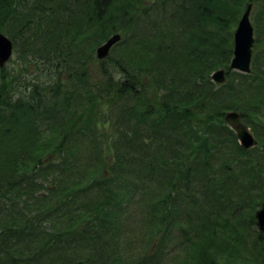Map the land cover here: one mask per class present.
Instances as JSON below:
<instances>
[{"label":"trees","instance_id":"trees-1","mask_svg":"<svg viewBox=\"0 0 264 264\" xmlns=\"http://www.w3.org/2000/svg\"><path fill=\"white\" fill-rule=\"evenodd\" d=\"M230 1L236 4L237 0H192L195 11L200 15L198 18L205 26V35L202 33L201 40L207 42L210 49L203 52L200 50L196 55L199 63L201 57L204 60L203 56L213 55L214 59L208 57L207 63L202 61V65L207 66L206 69L192 68L196 66L197 59H184L182 67L191 70L194 75L197 73L196 80H199L201 90L198 96L182 99L183 101H177L172 91L160 93V85L156 82L152 95L158 100L153 97L140 99L136 74L140 72L139 67L158 63V51L165 33L162 29L157 33H150L147 31L148 25L139 23L135 26L133 19L125 17L127 28H121L123 36L111 50L123 53L128 65L115 62L116 68L112 73L109 72L107 85L103 86L107 93L100 95L99 107L110 104L108 109L114 111L111 118H116L121 104H125L127 99L139 98L134 109H127L128 112L136 110L137 125L134 130L126 124L125 128L122 125V132L130 131L131 137L127 143L131 141L134 147L152 149L148 156L152 161H142V174L134 173L129 177L130 168L123 164L120 154L113 161L109 155H102L100 165L89 167L86 164V171H83V164L76 154V140L91 136L93 141L102 142L100 136H94L90 132L96 130L110 115L103 113L102 116L99 113L100 108L90 111L93 109L88 108V105L70 108L71 99L75 95L64 81L66 78L67 82L75 80L83 85V72L81 75L74 72L77 65H84L78 56L79 52L84 51L87 55L90 53L95 56L94 46L98 41L95 27L105 23L114 9L125 14L128 11V0H0V31L13 39L24 69L28 66L27 62L37 65L36 72L30 78L27 77L28 72H20L18 77L15 70L11 74L7 72V65L0 68V264H55L50 260L61 258L67 260L61 264H74L75 261L78 264H90L88 260L93 259L92 253L83 258L73 255L63 258L65 245L69 249L73 243L87 242L93 248L114 225L109 213L87 218L84 226L78 222L68 223L60 231L47 233L41 225L59 216L44 201H51L61 193H67L65 195L70 197L76 196L78 187L88 177L92 178L93 184L99 186L103 194L108 193L97 212L107 209L120 189L130 183L134 184L136 178L154 177L160 167L170 168L163 173V177L174 178L173 191H178V181L182 179L187 182L185 187L190 189L191 197L197 201L200 199L195 193L205 194L209 198V193L215 191L214 185L232 182L233 166L254 152L240 146L235 131L229 126L227 129L223 124L224 116L230 109H240L242 103L245 104L237 100L234 103L231 95L235 92L231 83H236L237 95L243 84L249 82L250 86L253 87L254 84L264 90V66H258L254 60L250 73H235L228 66L233 50L223 47L227 38L221 34L220 27L228 25L224 17L226 14H235V8L231 7ZM186 2L187 0H162L159 5L162 10L160 17L170 19L172 23L184 21L189 28L185 31L189 33L188 38L191 40V36L197 31L194 22L197 20L194 13L188 10ZM168 4L175 5V9H166ZM189 15L192 16L189 20L192 19L193 25L187 20ZM112 20L111 18L107 21L108 25L121 22L119 19L111 22ZM220 21L222 22L219 27L217 23ZM89 25L94 28V34L92 40L88 41L86 28ZM209 25H215V28H207ZM118 30L110 28L108 32L114 33ZM145 34L147 35L144 36ZM194 41L198 43L197 40ZM145 43L150 44L147 51H152L151 54L154 53L155 57L141 59L138 66L132 56L141 47H147ZM82 45H87L88 48L84 50ZM192 45L195 46L193 42ZM72 50L76 53L73 54ZM110 58H114L112 52L108 59ZM68 61L74 63V66L68 65ZM218 67L227 70L228 78L223 84L215 83L209 75ZM162 79L167 81L168 76L165 74ZM183 80L184 77L182 82ZM182 87H185L184 83ZM51 90L56 91L57 100L52 99L55 96L49 95ZM263 90L256 91L254 99L251 100L252 105L263 104L256 101L264 99ZM88 93L86 88L79 91L77 99L89 105L93 104V98L85 97ZM202 98L212 101L211 105L200 101ZM248 106L246 107L249 108ZM124 110L122 106V112ZM261 113L264 114V110ZM217 117L221 118L218 120ZM241 118L245 120L246 113H242ZM220 126L224 128H220L219 132ZM227 130L234 141L229 151L227 150L228 153L226 151L221 156L219 167H215L217 163H211L210 160L213 154L219 153V147L228 141L227 138L222 139L227 137ZM218 135L220 139H217ZM257 137L258 143L264 145V136ZM159 139L160 144H157L156 140ZM172 143L185 145L183 155L178 156L175 153L179 151ZM104 148L107 149L105 146ZM259 157L264 161V155ZM220 168L223 170L222 174ZM196 181L199 182L198 186L194 185ZM45 184L49 185L42 190ZM170 198L173 197L168 194L162 200L165 208ZM118 200L120 205L122 198ZM169 208H175L173 201ZM207 210L209 211L208 207ZM210 249L209 245L200 248L203 260L198 264H210ZM218 250L225 251V248ZM253 252L256 253V250ZM254 253L252 256L264 258V249Z\"/></svg>","mask_w":264,"mask_h":264},{"label":"rangeland","instance_id":"rangeland-1","mask_svg":"<svg viewBox=\"0 0 264 264\" xmlns=\"http://www.w3.org/2000/svg\"><path fill=\"white\" fill-rule=\"evenodd\" d=\"M161 1L128 0V6L126 7L128 11H125V14L114 9L107 18V21L112 18L111 22L118 21L117 19L121 22L108 25L106 21L95 27V33L98 35V41L94 46L95 56L93 57L90 53L87 55L84 51H80L78 54L84 65H77L78 68L74 72L78 75H81L83 72V85H79L75 80L67 82V79L64 78L65 84L67 83V86L73 91V95H75L74 99H71L70 108L74 109L75 106L88 105V108L93 109L90 111L100 108L99 113L101 115L103 113L110 115V118H107L104 123L96 127V130H91L90 132L94 136H100L102 142L99 140L93 141L91 136L76 140V154L79 157L78 160H81L83 164V171H86V164L89 167L95 164L100 165L101 162L99 160L102 155H109L113 161L115 156L120 154L119 157L123 159V164L130 168L129 177L133 176L134 173L142 174L144 168L142 161H152L151 158L148 159L152 149L147 150L141 147H134L131 141L127 143L128 138L131 137L130 131L122 132V125L125 128L126 124L131 130H134L136 127V110L128 112L127 109L129 107L134 109L139 98L138 100H134L133 98L127 99L125 104H121L116 118H111L114 111L112 112V110L108 109L110 104L99 107L101 102L100 95L107 93L103 86L107 85L110 76L109 72L112 73L113 69L116 68L114 66L115 62L120 61L124 65H128V63L123 53L120 52L119 54V52H113L112 50L114 58L108 59L109 56H107L104 59H99L96 49L115 33H120L123 36V33L120 31H122L121 28L123 26L127 28L126 16L133 19L132 23L135 26L139 25V23L148 25L147 31L150 33H157L161 29L165 33L163 44L158 51V63L141 66L139 67V74H136V79L138 80L137 92L140 93V99L155 98V95H152V90L156 87L154 86V82L161 86H158L160 93L174 92L177 101L191 99L199 95L201 87L199 80H196L198 77L197 73L194 75L191 70L183 68L182 64L185 58L197 59L196 66L192 68L206 69L207 66L202 65L204 64L202 61L206 62L208 57L214 59L213 55L203 56L204 60L201 57V63H199L198 56L196 55V53H200V50L202 52L210 50L208 43L201 40L202 33L205 35L204 23L198 18L200 15L195 11L192 0H187L186 5L188 10L194 13V18L198 22L197 24L194 20L195 27L197 28L195 30L197 31L191 36L190 40L188 38L189 33L186 32L189 28L184 21L172 23L170 19H161L162 10L161 6H159ZM249 2L253 3L250 18L254 26L256 40L253 49V61L255 55L256 64L264 66V0H237L236 4L234 1H230L231 7L235 8V14L231 15L227 12L228 14L224 17L228 25L220 27V23L222 22L220 21L217 23V26L220 27L221 34L227 38V42L223 47H229L233 50L234 32ZM165 8L171 11L175 9V5L168 4ZM191 17L189 15L187 20L193 25L192 19L189 20ZM110 28H118L119 30L111 33L108 32ZM207 28H215V25H209ZM86 29H88V41L92 40L94 28L89 25ZM6 35L9 36L8 34ZM192 37H195L194 39L198 43ZM192 42L195 46L192 45ZM88 43L90 44V42ZM145 45L147 47H141L140 50L136 51L135 56H132L138 66L141 59H149L150 56L152 58L155 57L153 56L154 53L151 54L152 51H147L148 47H151L150 44L145 43ZM82 48L86 50L88 46L82 45ZM72 53L75 54L76 51L72 50ZM27 64V68L24 69L23 61L14 48L13 55L7 63V72L11 74L12 70H15L18 77L21 73L28 72L27 77L30 78L36 72L37 65L30 62H27ZM67 64L74 66V63L69 61ZM229 64L230 61L228 66ZM220 68L223 67L214 69L209 75L211 76L213 72ZM234 72L237 73V71ZM165 74L168 76L167 81H163L162 79ZM235 76L233 75V77ZM171 77L174 79H170ZM183 77L185 80L182 82ZM183 83L185 87H182ZM249 83L243 84L238 95L236 83H231L233 91L236 93L231 95L234 103L237 100L241 103L243 101L246 104L242 103L240 109H230L228 112L237 111L240 114L246 113V118L245 120L242 118V121L255 137L254 145L247 148L252 149L254 154L251 152L247 158L242 159V162L238 161L233 166L231 171L234 176L231 183L214 185L215 191L209 193V198L205 194L200 195L195 193L200 199L197 201L191 197L192 193L190 189L185 187L187 182L185 183L182 179L178 181V191H173L172 181L174 178L163 177V173L170 168L160 167L156 170L154 177L134 179V184L130 183L114 195L116 199L107 209L97 212L108 193L103 194L99 186L93 184L92 178L88 177L82 186L78 187V193H75L76 196L70 197L65 195L67 193H61L51 201H44L45 205L50 206L52 211L59 214V216L43 222L41 224L45 227L43 229L47 233L50 231H60L65 229L69 225L68 223L73 222H78L81 226H84L86 225L87 218H93L97 215L104 216L106 213H109L112 217L114 225L112 228L110 227L111 229L107 233L102 235L99 242L93 248L87 242L73 243L69 249L66 244L63 258L70 255L76 258H83L92 253L93 259L88 260L90 264H110V262H114L112 264H198L199 262L202 263L203 260L199 252L200 248L209 245L211 247V257H208L210 264H264V258L252 256L254 250H256L254 254H257L261 249H264V232H261L254 224L256 213L264 204V161L259 157V155H264L262 154L264 152V145L258 143L257 137V135L264 136V114L259 111L254 112L251 108V100L254 99V94L256 91L263 90V88L260 89L258 86H254V84L252 87ZM85 88L89 92L85 97L88 99L93 98L94 103L91 105L77 99L79 97L78 92L84 91ZM49 95L51 97L55 96L56 91L51 90ZM52 99L57 100L58 96ZM200 101L205 102L209 106L212 103V101L205 98H202ZM256 101L264 104V99L262 98L261 100L256 99ZM247 105H249V108L246 107ZM122 106L125 109L123 112ZM227 113L224 116L225 123L223 124L227 129L229 127L233 129L238 141H240L236 130L227 121ZM215 114L217 115L218 112H215ZM220 118L217 117L218 120ZM73 120H76V118ZM127 120L128 122H126ZM221 126L219 127V132L220 128H224ZM226 134L227 137L224 136L222 139L227 138L228 141L219 147V153L217 155L213 154V158L210 160L211 163H217L215 167H219L221 156L233 144L234 138L232 134L228 130ZM217 139H220L219 135ZM156 142L160 144V139L156 140ZM172 146L178 148L179 153L175 151L178 156L183 155L186 148L185 145L172 143ZM220 173H223L222 168H220ZM47 185L49 184L43 185L42 190ZM194 185L198 186L199 182H194ZM186 189H189L187 192L189 195L185 196ZM168 194H171L173 198L169 199L167 208H165L162 200ZM120 198H122V202L119 205L118 199ZM172 201L175 208H169ZM207 207L210 212L207 210ZM62 211L64 212L61 213ZM208 237L209 239H207ZM222 247L225 248V251L220 252L218 249ZM240 249L241 251H239ZM220 254L221 256H219ZM251 256L256 259L251 258ZM65 261L67 260L62 258L50 260L51 263L55 264H61V262ZM76 263L78 264L77 261L74 264Z\"/></svg>","mask_w":264,"mask_h":264},{"label":"water","instance_id":"water-1","mask_svg":"<svg viewBox=\"0 0 264 264\" xmlns=\"http://www.w3.org/2000/svg\"><path fill=\"white\" fill-rule=\"evenodd\" d=\"M252 3L246 6V9L239 20L238 27L234 33V56L231 61V68L250 72L252 47L254 43V28L250 20ZM121 39L119 33L113 34L105 42H103L97 49V57L104 59L111 51L113 45ZM14 51L13 41L3 32H0V67L3 68L5 64L11 59ZM214 81L222 83L226 79L225 70L219 69L212 75ZM227 120L231 126L236 129L241 144L245 148L254 145L255 138L249 129L241 122L239 113L232 111L227 114ZM258 226L264 231V204L257 212Z\"/></svg>","mask_w":264,"mask_h":264},{"label":"flooded vegetation","instance_id":"flooded-vegetation-1","mask_svg":"<svg viewBox=\"0 0 264 264\" xmlns=\"http://www.w3.org/2000/svg\"><path fill=\"white\" fill-rule=\"evenodd\" d=\"M246 104V103H245ZM250 104V102H249ZM251 108L254 112H257V111H263L264 110V105L263 104H260V105H252L251 103ZM187 195V193H185V196ZM257 227H258V224H257V221H256V216H255V223H254ZM259 231V230H258Z\"/></svg>","mask_w":264,"mask_h":264}]
</instances>
